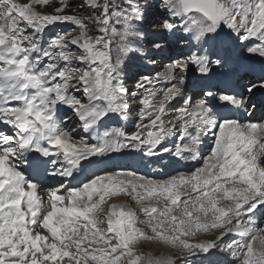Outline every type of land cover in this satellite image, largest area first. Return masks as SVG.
<instances>
[{"label": "snow or ice", "instance_id": "6c2138e0", "mask_svg": "<svg viewBox=\"0 0 264 264\" xmlns=\"http://www.w3.org/2000/svg\"><path fill=\"white\" fill-rule=\"evenodd\" d=\"M159 6L156 27L179 49L166 64L164 43H140L148 5L138 0H0V264H193L216 249L225 264H264V123L244 119L264 97V70L229 82L234 56L264 64V0ZM55 24L73 27L44 44ZM130 52L163 64L138 72L133 91L121 78ZM129 98L139 105L132 130L111 126L128 119ZM129 149L202 163L164 180L93 170ZM121 196L135 210L110 202Z\"/></svg>", "mask_w": 264, "mask_h": 264}, {"label": "rangeland", "instance_id": "374dc122", "mask_svg": "<svg viewBox=\"0 0 264 264\" xmlns=\"http://www.w3.org/2000/svg\"><path fill=\"white\" fill-rule=\"evenodd\" d=\"M17 2L25 3V2H27V0H17ZM72 2H76V0H72ZM138 2L141 5H145V4L148 5L144 21L141 24L137 25V27L140 29V31H141V29H147L149 32H156V30H162V28L156 27V25L162 23L163 19L166 18L165 14L161 11V9H158V8H160L159 0H138ZM43 10L47 11V12H51L52 8L49 7V8H45ZM72 27L73 26L71 24H55L53 26H49L44 31V33L42 34L43 35V43L46 44L49 37H51L55 34L61 33V32H66V31L70 30ZM136 61L139 62V57L135 53L130 52L128 54V57L125 60V64H124L122 71H121V78L123 80H125V86L128 87L130 91L135 90L134 89L135 82H134V85H132V83H131L132 75H131V72L129 70V67L133 63H135ZM129 101H130V105H131V111L129 114L133 118H136V113L139 109V105L132 103L131 98H129ZM131 122H129L128 125ZM110 202L111 203H117V204H121V203L127 204V205L133 207V209L135 210V205H133L131 201H129L126 197H123V196L113 198V200ZM201 238H203V237H201ZM140 247L145 252H157V253H159L162 251H166V249H164L162 246L157 245L153 242H142ZM198 258H199V256L191 257L193 264H199Z\"/></svg>", "mask_w": 264, "mask_h": 264}, {"label": "bare ground", "instance_id": "6f19581e", "mask_svg": "<svg viewBox=\"0 0 264 264\" xmlns=\"http://www.w3.org/2000/svg\"><path fill=\"white\" fill-rule=\"evenodd\" d=\"M158 9H160V8H158ZM140 30V29H139ZM143 32V31H142ZM146 36V34L144 35V37ZM165 63H167V62H165ZM164 63V64H165ZM158 67V69L156 70V71H162V68H163V66L162 65H159V66H157ZM160 68V69H159ZM156 71H154V72H156ZM136 80V79H135ZM130 83V82H129ZM136 106V105H135ZM110 121H112V123H113V120L111 119ZM125 200V199H124ZM156 246V245H155Z\"/></svg>", "mask_w": 264, "mask_h": 264}]
</instances>
